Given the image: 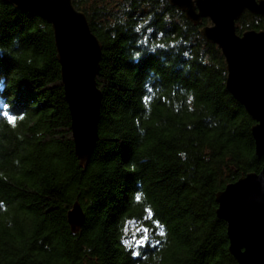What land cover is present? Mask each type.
<instances>
[{
    "label": "trees",
    "instance_id": "obj_1",
    "mask_svg": "<svg viewBox=\"0 0 264 264\" xmlns=\"http://www.w3.org/2000/svg\"><path fill=\"white\" fill-rule=\"evenodd\" d=\"M103 46L99 142L75 151L52 26L0 0V264H238L216 195L264 173L226 61L168 0H73ZM238 35L264 31L245 12ZM78 202L85 224L73 234ZM147 231L140 246L127 227Z\"/></svg>",
    "mask_w": 264,
    "mask_h": 264
},
{
    "label": "water",
    "instance_id": "obj_2",
    "mask_svg": "<svg viewBox=\"0 0 264 264\" xmlns=\"http://www.w3.org/2000/svg\"><path fill=\"white\" fill-rule=\"evenodd\" d=\"M52 26L65 99L72 120L75 151L87 167L99 142L102 93L97 85L103 46L85 13L73 0H2ZM200 34L221 50L227 68L226 90L255 121L252 136L257 157L264 158V31L237 34L245 12L264 17V0H168ZM217 216L227 224L229 251L238 264H264V173H249L216 195ZM73 234L85 224L76 202L68 212Z\"/></svg>",
    "mask_w": 264,
    "mask_h": 264
},
{
    "label": "rangeland",
    "instance_id": "obj_3",
    "mask_svg": "<svg viewBox=\"0 0 264 264\" xmlns=\"http://www.w3.org/2000/svg\"><path fill=\"white\" fill-rule=\"evenodd\" d=\"M127 229L129 243L138 247L147 241V231L144 228L139 227L136 223L128 224Z\"/></svg>",
    "mask_w": 264,
    "mask_h": 264
}]
</instances>
